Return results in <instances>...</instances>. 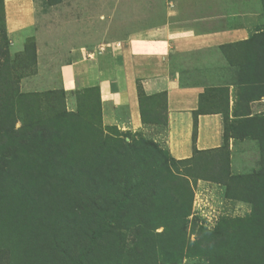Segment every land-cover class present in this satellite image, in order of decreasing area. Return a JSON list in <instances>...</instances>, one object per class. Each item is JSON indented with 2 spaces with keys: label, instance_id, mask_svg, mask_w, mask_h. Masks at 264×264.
<instances>
[{
  "label": "rangeland",
  "instance_id": "374dc122",
  "mask_svg": "<svg viewBox=\"0 0 264 264\" xmlns=\"http://www.w3.org/2000/svg\"><path fill=\"white\" fill-rule=\"evenodd\" d=\"M167 6L0 0V264H264V0L241 1L258 34L226 79L237 90L201 107L223 115L220 147L197 150L195 132L174 159L163 93L141 87L135 129L127 108L105 112L98 80L63 88L75 52L112 64L103 46Z\"/></svg>",
  "mask_w": 264,
  "mask_h": 264
},
{
  "label": "crops",
  "instance_id": "0c3cea01",
  "mask_svg": "<svg viewBox=\"0 0 264 264\" xmlns=\"http://www.w3.org/2000/svg\"><path fill=\"white\" fill-rule=\"evenodd\" d=\"M241 1L168 0L164 22L132 35L126 44L103 46L112 64L94 59L93 53L75 52L68 65L73 68V79L62 76L63 88L75 91L83 77L98 80L105 112L127 108L129 124L135 129L144 124L141 87L147 96L163 93L168 146L174 159L193 155L195 132L197 150L220 147L223 115L201 113V107L208 94L219 89L234 93L237 87L226 79L236 76L246 59L249 62L256 33L248 23L249 14L241 12ZM242 51L247 58H240Z\"/></svg>",
  "mask_w": 264,
  "mask_h": 264
},
{
  "label": "trees",
  "instance_id": "16d2710c",
  "mask_svg": "<svg viewBox=\"0 0 264 264\" xmlns=\"http://www.w3.org/2000/svg\"><path fill=\"white\" fill-rule=\"evenodd\" d=\"M258 34V33H257ZM257 34H255V36L253 37V40H255V38H256V35ZM258 35H264V31H262L261 33H259ZM140 91H141V89H140ZM141 92H140V100H141ZM165 98H166V96H165ZM141 107H142V115H143V122H144V111H143V105H142V100H141ZM75 264H80V263H75Z\"/></svg>",
  "mask_w": 264,
  "mask_h": 264
},
{
  "label": "built area",
  "instance_id": "2783aa9c",
  "mask_svg": "<svg viewBox=\"0 0 264 264\" xmlns=\"http://www.w3.org/2000/svg\"><path fill=\"white\" fill-rule=\"evenodd\" d=\"M102 50H104V48H102Z\"/></svg>",
  "mask_w": 264,
  "mask_h": 264
}]
</instances>
